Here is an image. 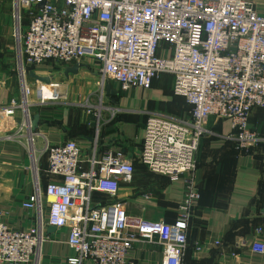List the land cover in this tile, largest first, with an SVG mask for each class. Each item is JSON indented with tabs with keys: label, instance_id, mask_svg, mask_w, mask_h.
Returning a JSON list of instances; mask_svg holds the SVG:
<instances>
[{
	"label": "built area",
	"instance_id": "2783aa9c",
	"mask_svg": "<svg viewBox=\"0 0 264 264\" xmlns=\"http://www.w3.org/2000/svg\"><path fill=\"white\" fill-rule=\"evenodd\" d=\"M15 6L17 11L32 8L28 23L14 32L23 87L25 65L49 61L62 66L93 61L101 90L107 80L122 90L146 89L161 73L172 76V92L189 104V117L148 113L138 160L149 171L171 179L191 173L211 116L230 120L229 137L240 147L264 141L249 122L252 109L264 108V12L250 1L15 0ZM51 80L45 84L58 85ZM37 97L41 103L48 100ZM10 104L8 111H23L18 129L27 132L30 152L36 134L29 103L12 99ZM42 151L44 186L36 178L34 191L21 204L36 213L37 222L20 229L0 219V264H31L47 226L68 229L73 253L57 264H126L138 239L161 245L162 264H181L200 198L191 180L173 222L149 220L128 215L124 202L115 198L119 181H130L134 171L120 149L98 153L94 140L85 155L75 139H67ZM35 153L34 148L36 158ZM95 192L109 198L94 203ZM250 249L264 253V242L254 238Z\"/></svg>",
	"mask_w": 264,
	"mask_h": 264
},
{
	"label": "crops",
	"instance_id": "0c3cea01",
	"mask_svg": "<svg viewBox=\"0 0 264 264\" xmlns=\"http://www.w3.org/2000/svg\"><path fill=\"white\" fill-rule=\"evenodd\" d=\"M247 1L257 12H264V0ZM17 10L15 0H0V209L4 210L0 219L20 229L37 222L36 213L25 210L21 204L34 191L36 178H39L41 188L44 186L42 171L46 167V155L42 150L46 144L75 139L86 155L96 140L98 153L107 148L120 149L134 164L130 181H119L115 197L124 202L130 216L173 222L186 181L193 182L200 198L188 223L181 264H264V253L250 249L254 238L264 242V141L240 147L229 137L233 134L230 120L211 116L206 123V132L199 140L196 166L191 173L171 179L149 171L139 162L148 113L163 107L174 110L178 106L172 95V76L168 73L154 79L148 90L135 87L122 90L107 80L106 91L107 86L116 91L106 92L115 108L105 110L100 117L91 113L83 119L84 111L79 116L68 106L53 102L29 104L31 118L38 114L33 146L36 158L38 155L39 158L33 163L27 148V132L18 129L23 111L18 108L8 111L12 99L18 101L21 94L14 24L16 21L18 24L17 16L20 15L19 24L25 26L32 8ZM92 62L81 63L77 73L68 75L63 71L69 66H61L58 71L66 79L65 85L78 78L82 70L98 67ZM47 65L50 63L25 65V80L26 76L34 79L28 76L29 70L39 75L53 73L55 69L46 68ZM158 85L168 87L171 99L167 102L158 101ZM117 89L124 93H118ZM182 99L190 112L189 104ZM84 120L92 125L83 127ZM249 122L257 127L264 124V108L252 109ZM108 198L100 192L93 193L94 203L102 204ZM46 228L43 231L45 238L31 264H57L73 253L66 242L67 227L55 228L49 233ZM198 244L201 248L197 250ZM162 261L161 245L141 239L134 241L126 257V264H162Z\"/></svg>",
	"mask_w": 264,
	"mask_h": 264
},
{
	"label": "rangeland",
	"instance_id": "374dc122",
	"mask_svg": "<svg viewBox=\"0 0 264 264\" xmlns=\"http://www.w3.org/2000/svg\"><path fill=\"white\" fill-rule=\"evenodd\" d=\"M17 20H18V24H17V21H16V24H14L15 32H16V29H18V27L22 29L24 27V26H21V24H19L18 16H17ZM13 39L16 44V49H18L17 37H15L14 35ZM47 63H50V65H47L46 68H52L53 70L55 69V71L53 73L44 74V75L51 76L52 78L51 82L57 83L58 85L51 86V88L53 89V92L56 95V98L44 100L42 103L53 102V103H57L58 105H61V104L63 106L66 105L68 106L69 109L73 110L79 116L83 114L82 111H84L83 119H86V117L91 113H93L97 117H100V114L103 113L105 110L110 111L111 109L115 108V106L113 105V102L111 101V96L107 95L106 93L107 92L106 88L101 90V87L96 84V81L98 80V77H99L97 66H94L93 70H91L90 68L88 70H85V69L82 70L78 78L76 79L74 78L73 82L67 81L68 85H65L66 79L62 77L63 74L61 73V71L60 72L58 71V69L61 68L62 65L60 63L53 62V61H49ZM163 74L165 73H161L159 77ZM159 77L156 79L158 80ZM20 80H21V77H20ZM20 84H21L20 86L21 94L18 99V102L27 101L29 104L31 103L42 104L41 102H39L40 100L36 96L39 86H40V82L35 81L34 79H30L26 76L25 87H23V84L21 82ZM149 88L142 89V90H148ZM156 89H158L159 91V95H158L160 96V99L158 100L159 102H167L168 100L171 99V93L168 90V87L166 85H161V86L158 85ZM117 90H118L117 91L118 93H124V91L120 89H117ZM172 95L174 97V100L176 101V104L178 103V106L176 109L169 110L163 107L153 112L160 111L159 113H163L164 111V112H167V114L170 113V115H173L175 117L187 119L189 117V107L185 104L182 97L174 95V94ZM29 104H28V107L30 106ZM144 104L149 105L146 102H144ZM82 123H83L82 126L85 127V125L89 126V124H91L92 122L84 120L82 121ZM252 128L259 135L264 136V124L259 125L258 127L252 125Z\"/></svg>",
	"mask_w": 264,
	"mask_h": 264
},
{
	"label": "water",
	"instance_id": "95a60500",
	"mask_svg": "<svg viewBox=\"0 0 264 264\" xmlns=\"http://www.w3.org/2000/svg\"><path fill=\"white\" fill-rule=\"evenodd\" d=\"M39 6H42V3H40ZM78 67H79V64L75 63L72 66L66 67L63 72L65 75H68L69 73H77ZM28 76L34 78L36 81L44 82L47 84L50 83V80H51V76L39 75L32 70L28 71ZM107 91L112 92V93L116 92L115 90L110 89V86H107ZM37 124H38V114H35L31 119V130H34L36 128ZM54 229H55L54 226H47L46 232L49 233V232L53 231Z\"/></svg>",
	"mask_w": 264,
	"mask_h": 264
},
{
	"label": "bare ground",
	"instance_id": "6f19581e",
	"mask_svg": "<svg viewBox=\"0 0 264 264\" xmlns=\"http://www.w3.org/2000/svg\"><path fill=\"white\" fill-rule=\"evenodd\" d=\"M24 72L26 74L25 70H24ZM38 95L40 97L44 98V99H54V98H56V95L53 92V89L51 88V85H47L45 83H40V86H39V89H38V92H37L36 96H38ZM27 104H28V102H27ZM33 150H34V146H31V148H30L31 159H32L33 163H35L36 162V158L32 154Z\"/></svg>",
	"mask_w": 264,
	"mask_h": 264
},
{
	"label": "trees",
	"instance_id": "16d2710c",
	"mask_svg": "<svg viewBox=\"0 0 264 264\" xmlns=\"http://www.w3.org/2000/svg\"><path fill=\"white\" fill-rule=\"evenodd\" d=\"M29 69H31L30 67H29ZM250 117V116H249ZM260 143V142H259ZM258 144V143H257Z\"/></svg>",
	"mask_w": 264,
	"mask_h": 264
}]
</instances>
